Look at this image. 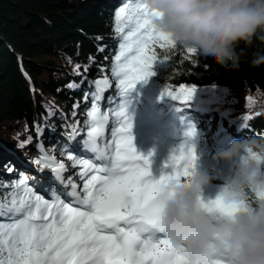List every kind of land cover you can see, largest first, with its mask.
I'll return each mask as SVG.
<instances>
[{
	"label": "trees",
	"instance_id": "obj_1",
	"mask_svg": "<svg viewBox=\"0 0 264 264\" xmlns=\"http://www.w3.org/2000/svg\"><path fill=\"white\" fill-rule=\"evenodd\" d=\"M124 2L0 0V201L14 194L5 182L26 175L7 159V148L28 155L33 163L45 154L68 158L73 129L84 127L87 133V113L94 103L112 124L118 121L115 113L123 97L111 69L122 42L115 14ZM261 50L264 41L257 37L246 49L239 69L233 70L212 64L199 54L186 59L181 47L158 49V60L168 59L154 63L155 75L137 84L138 94L131 93L137 115L147 120V136L154 134L150 123L154 115L182 136L193 134L196 124L205 122L207 130L202 132L207 135L202 142L208 146L201 149L203 161L194 167L212 178L203 196L209 193L214 198L231 178L230 165L214 159L218 151L233 140L264 137V114L246 108V98L254 94L255 86L264 87V65L250 67L253 54ZM105 79L111 87L96 101V82ZM180 85L196 86L186 105L161 97L163 88ZM112 131L109 128V136ZM29 136L31 143L20 147ZM158 158L159 154H153L150 161ZM77 166L71 161V168ZM249 195L256 199L255 193Z\"/></svg>",
	"mask_w": 264,
	"mask_h": 264
},
{
	"label": "snow or ice",
	"instance_id": "obj_2",
	"mask_svg": "<svg viewBox=\"0 0 264 264\" xmlns=\"http://www.w3.org/2000/svg\"><path fill=\"white\" fill-rule=\"evenodd\" d=\"M156 15L145 0H125L115 14L119 22L117 31L122 33L119 53L111 69L123 97L115 113L119 127L113 129L112 138L107 141L104 134L109 117L101 114L96 103L92 105L87 113L89 126L83 146L94 154L95 162L68 155L70 161L83 167L82 187L71 177L66 180L63 175L66 166L46 154L35 163L51 168L62 188L58 195L45 198L36 194L24 174L16 181L5 182L4 186L11 187L14 194L0 201V264H185L184 249L174 247L164 236L160 196L173 181L179 187L185 186L196 156L180 145L165 165H171L172 172L155 178L150 167L152 153L145 156L135 148L128 113L131 93L137 84L155 75L154 63L168 59L158 60L157 50L177 48L168 34L155 28ZM184 51L189 60L198 54L194 48ZM105 86L111 87L107 79L96 82L94 100L101 99ZM195 92L194 85L165 87L161 97L186 105ZM29 143L31 136L20 147ZM250 155L264 166V157ZM255 197L264 200V188ZM201 207L220 220L241 210L240 206L227 203L219 192L214 198L202 197ZM210 249L206 264H227L226 250L217 248L215 243Z\"/></svg>",
	"mask_w": 264,
	"mask_h": 264
},
{
	"label": "clouds",
	"instance_id": "obj_3",
	"mask_svg": "<svg viewBox=\"0 0 264 264\" xmlns=\"http://www.w3.org/2000/svg\"><path fill=\"white\" fill-rule=\"evenodd\" d=\"M158 13L155 28L168 34L177 47L194 48L199 56L222 68L237 70L246 49L255 38L264 41V0H145ZM244 45V48L240 46ZM264 65V50L253 54L250 67ZM249 112L264 114V87L255 86ZM264 157V137L233 140L214 156L227 162L231 178L221 193L241 210L220 220L201 207V198L211 182L197 168L179 187L169 183L161 193L165 238L184 249L185 264H206L210 245L226 250L227 264H264V200L250 197L264 188V166L250 154ZM222 234V235H218Z\"/></svg>",
	"mask_w": 264,
	"mask_h": 264
},
{
	"label": "rangeland",
	"instance_id": "obj_4",
	"mask_svg": "<svg viewBox=\"0 0 264 264\" xmlns=\"http://www.w3.org/2000/svg\"><path fill=\"white\" fill-rule=\"evenodd\" d=\"M107 86L104 87V89H106ZM103 89V90H104ZM134 94H138V91L135 89L133 90ZM128 113L131 116L132 119V124H133V128H132V134L134 136V145L135 148L137 150L138 153H142L143 155H147L149 153L153 154H159L161 152V146H162V142L164 143H171L172 147L175 149H179L180 145H184L185 150H189L191 149L195 156H196V160H195V165L194 167L201 163L203 161V156L201 154V149H205L207 148L208 144L207 143H203L202 140H205L206 135L202 132L207 130V125L205 124V122L200 121L198 124H196V130L194 131L193 134L189 135V134H184V136H182L180 133H178L175 129H171L168 125H160L159 122H157L156 117H153V119L151 118L150 123H152L154 125V129L155 131L152 132L154 133L156 136H152V135H148L149 137H144V128L145 126H147V120L145 119V117H139L136 113V105L133 102H130V104L128 105ZM119 127V122H114V124H112L109 120L108 123L106 124V128H105V138L107 141H110L112 138V133L109 136L108 131L110 128V131L118 128ZM113 132V131H112ZM86 138V130L84 127H78L76 129V131L73 134L72 140L69 143L70 146V151L69 153L72 154L74 157L78 158V160H84V159H88L90 160V156H86V155H81L83 153H79L76 149L75 146L79 145L85 152L84 146H83V139ZM223 145V144H222ZM104 146V143L102 142L101 147ZM12 150H8L7 148V159L10 160L12 162V164H14L16 166V168H19L20 170H22L29 178V187L32 188V190L34 192H36V194H40V195H44L45 198H48L50 195H58L60 192L57 191V188H55V186H53L54 184H50L47 179H42L41 177H38V182L36 180V176L38 172V175L40 174L41 171H44L46 173L50 174L51 180L56 182V180L54 179V173L52 172L51 168H45L43 166V164L37 165L36 163H33L31 161V158H27L28 155H23L21 153H13ZM14 154L18 155V157L20 158V160L23 163H26L27 167H24V165H22L21 163L18 162V160H16V157L14 156ZM25 156V158H24ZM18 158V159H19ZM56 162H60L63 163L66 166V171L68 173V175H71V178L73 179V181L80 187H82V179L80 177V173L83 171V167L81 164H78L77 168H71V161L68 158L65 157H61V156H57L55 158ZM153 165V164H152ZM151 172L154 174L153 176L155 178H159V176L161 174H169L172 172V169L159 173L158 171L154 168V166L151 168ZM65 178L67 179V175H65ZM58 182V181H57ZM39 184H43V190H40V188H37L36 185ZM70 190V189H69ZM42 191V193H40ZM209 194V193H208ZM207 193L206 195L203 196V198L207 199V198H213L211 196H209ZM61 198H63V196H61ZM64 199V198H63Z\"/></svg>",
	"mask_w": 264,
	"mask_h": 264
},
{
	"label": "bare ground",
	"instance_id": "obj_5",
	"mask_svg": "<svg viewBox=\"0 0 264 264\" xmlns=\"http://www.w3.org/2000/svg\"><path fill=\"white\" fill-rule=\"evenodd\" d=\"M75 149L81 154V153H83V154H81V155H86V156H90V160H92L93 162H95V156H94V154H92V153H90V152H88V151H86L85 150V152L84 151H82L83 149L79 146V145H76L75 146ZM13 151V150H12ZM11 151V152H12ZM13 153H16V152H14L13 151ZM14 156L16 157V160H18V162L19 163H21L22 165H24V167H27L28 168V166L26 165V163H23L21 160H20V158L18 157V155H16V154H14ZM19 158V159H18ZM150 167L152 168L153 166H152V164L150 163ZM37 173V176H36V180H37V182H38V177H41L42 179H47L48 178V181H49V183L50 184H54L53 186H55V188H57V191H59V192H61L62 191V188H61V185L59 184V182H54V181H52L51 180V177H50V174L49 173H46V172H44V171H41L40 172V174L38 175V172H36ZM67 175V178H69V177H71V175H68V173L67 172H64L63 173V175ZM67 180V179H66ZM73 180V179H72ZM43 184H37L36 186H37V188H40V190H42V191H44L43 190V186H42ZM42 191L40 192V193H42ZM63 198L64 199H67V197H64L63 196Z\"/></svg>",
	"mask_w": 264,
	"mask_h": 264
},
{
	"label": "water",
	"instance_id": "obj_6",
	"mask_svg": "<svg viewBox=\"0 0 264 264\" xmlns=\"http://www.w3.org/2000/svg\"><path fill=\"white\" fill-rule=\"evenodd\" d=\"M173 154V150L170 146H165L159 153V158L155 161V167L157 170L162 171L164 169H168L171 165L165 166L169 160V157Z\"/></svg>",
	"mask_w": 264,
	"mask_h": 264
}]
</instances>
